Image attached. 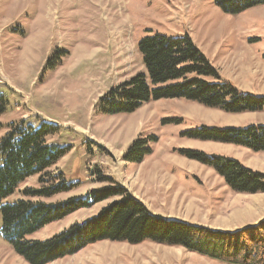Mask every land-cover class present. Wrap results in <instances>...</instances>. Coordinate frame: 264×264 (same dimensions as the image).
<instances>
[{"label": "rangeland", "instance_id": "obj_1", "mask_svg": "<svg viewBox=\"0 0 264 264\" xmlns=\"http://www.w3.org/2000/svg\"><path fill=\"white\" fill-rule=\"evenodd\" d=\"M157 34L188 36L224 81L264 97L262 6L231 15L214 0H0V93L7 102L0 139L8 126L22 121L58 127L49 143L68 147V153L50 173H61L73 189L44 200L48 204L103 188L101 174L134 198L147 197L141 203L163 219L225 232L256 226L264 220V193H235L212 168L180 152L228 157L264 174V152L187 135L202 127L263 125L264 111L226 114L185 99L150 100L132 113L99 109L107 92L146 73L138 44ZM139 139L152 153L141 165L125 162L126 150ZM39 186L36 176L23 188ZM110 203L79 210L29 239H49ZM1 227L0 218V264H28L3 239ZM51 264L224 263L149 241H103Z\"/></svg>", "mask_w": 264, "mask_h": 264}, {"label": "trees", "instance_id": "obj_2", "mask_svg": "<svg viewBox=\"0 0 264 264\" xmlns=\"http://www.w3.org/2000/svg\"><path fill=\"white\" fill-rule=\"evenodd\" d=\"M224 13L237 15L262 6L264 0H214ZM145 71L107 92L99 109L109 115L132 113L150 100L185 99L226 114L264 111V97L242 93L224 81L219 71L188 37L157 34L138 44ZM7 102L0 93V115ZM0 139V218L1 236L28 264H51L74 256L85 248L103 242L139 245L149 241L180 247L224 264H264V220L256 226L235 232L216 231L155 216L113 179L99 174L103 188L85 197L48 204L44 200L69 193L62 174L50 170L68 153V147L49 143L58 127L49 122L38 126L22 121L12 124ZM188 137L205 142L234 145L264 152V124L247 127H202ZM146 140L139 139L126 150L123 160L142 164L152 153ZM183 156L212 168L235 193H264V174L224 156L182 150ZM39 177V188H23ZM21 195V198H17ZM112 200L86 221L73 224L44 241L29 239L48 225L95 204ZM247 235H249L247 237Z\"/></svg>", "mask_w": 264, "mask_h": 264}, {"label": "crops", "instance_id": "obj_3", "mask_svg": "<svg viewBox=\"0 0 264 264\" xmlns=\"http://www.w3.org/2000/svg\"><path fill=\"white\" fill-rule=\"evenodd\" d=\"M143 163H144V162H143ZM143 163H142V164H143ZM140 165H141V164H140ZM133 197H134V196H133ZM135 198L138 199L140 202H141V201H142V202H144V201L148 202V201H147V197H143L142 194L139 196V198H137V197H135ZM145 207L147 208V206H145ZM147 209H148V208H147Z\"/></svg>", "mask_w": 264, "mask_h": 264}]
</instances>
